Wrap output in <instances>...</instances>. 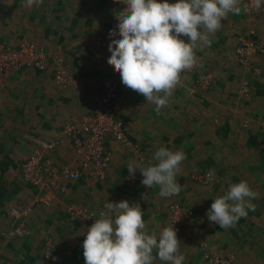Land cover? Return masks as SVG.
<instances>
[{"label": "crops", "instance_id": "crops-1", "mask_svg": "<svg viewBox=\"0 0 264 264\" xmlns=\"http://www.w3.org/2000/svg\"><path fill=\"white\" fill-rule=\"evenodd\" d=\"M116 2L117 0H43L42 4L28 8L23 5V0H0V23L16 20L28 36L45 46L48 45L50 49L62 50L65 55L69 53V56L68 54L65 56L69 75V85L65 88H61L55 82L52 69L45 72L33 68L25 69L4 75L3 82L0 81V142L2 137H6L7 140L13 138L12 129L15 126H19L20 129L19 119L23 114L30 118L29 123L33 127L26 128L24 132L20 129L21 135L26 138L20 142L12 141L8 150L0 147V200L7 203L14 196L11 190H7L4 176L12 172L19 159L29 156L39 140L54 136L62 126H58L62 121H66L73 114L79 115L88 111L86 110L88 107L90 110L101 89L102 80L108 76L119 80L121 84V115L127 122L129 136L136 146L111 144L112 150L122 146L123 149L113 151L114 161L110 162L106 181L83 180L74 184L67 196L54 199L49 208H46V211L51 213L48 217L54 220V230L61 233H56L55 241H52L51 245V248L55 245L56 251V255L53 253V257L57 258L54 264H85L82 247L85 229H81L83 225L77 223L71 227L73 223L65 222V216L61 218V214L68 208L86 206L89 201L96 199L98 194L111 202L121 200H127L130 204L138 202L144 212L143 219L149 234L152 230L158 234L165 222L169 226L167 205L170 197H161L158 186L148 188L143 185V177L139 170L134 176L136 182L130 180L127 168L130 161L145 165L149 161L155 163L154 153L161 146L172 151L182 150L186 154V159L180 165L181 171L176 177L180 184L188 180L193 181L192 173L198 164L213 169L219 165V161L224 163L223 170L226 172L222 177L224 182L238 183L244 177L250 181L252 176L255 181H262L261 178L264 180L263 174L260 177L255 175L261 168L258 165L259 161L264 169V147L261 144L264 131V54L256 56V64L262 68V72L256 75L258 79L256 76L248 77L250 75L243 67L238 68L240 64L236 52L240 35L248 34L252 27L256 28L257 36L264 40V15L253 22L243 12L241 6L239 14L229 13L227 20L223 21L222 28L211 36V46L196 50L200 62L198 73L183 71L168 105L157 114L154 104L121 83L119 73L107 63L111 55L108 47L96 45L94 42L98 30L108 24L111 8ZM168 2L175 3L176 0ZM33 21L39 23L40 27L33 25ZM56 38L66 41V44L72 43L66 47L52 46ZM181 38L185 42L188 40L187 37ZM73 40L77 42L74 43ZM46 42L52 43L51 47ZM203 70L216 78L213 88L203 89L200 86V78L197 77ZM219 70L222 73L218 74ZM241 72L244 73L243 78L249 79L252 83L253 88L248 97L238 94L240 84L236 81ZM193 75L194 81L191 82ZM15 87L21 90L14 92ZM12 96L20 98L23 103L13 101ZM4 151L6 154L3 157ZM54 154L59 162H66L73 157V151L68 145L61 147ZM3 158L6 161H2ZM194 182L197 183L195 180ZM102 183H106L104 184L106 190ZM182 195L191 201L194 192L189 191ZM3 202L0 203V219L6 215L1 207ZM10 208L8 212L10 216H13L14 212H20L11 203ZM58 214L61 220H57L55 215ZM197 232L191 235L177 233L181 241V254L185 256L183 264H197L198 256H201L199 249L194 250L190 247V242ZM222 236L223 234H220L219 237ZM197 237L200 238L198 235ZM12 238L15 240L10 244L20 240L17 237ZM69 238L75 242L71 245L72 250L67 251L65 249ZM223 240L217 239L214 244L220 247L228 243L226 238ZM1 241H4V249L8 241ZM3 249L0 252V264H46V258L35 255L32 248L25 247L22 251L15 249V253L4 251L2 255ZM22 253L25 255L24 261ZM153 255H156L155 250ZM155 264L166 262L157 259Z\"/></svg>", "mask_w": 264, "mask_h": 264}, {"label": "clouds", "instance_id": "clouds-1", "mask_svg": "<svg viewBox=\"0 0 264 264\" xmlns=\"http://www.w3.org/2000/svg\"><path fill=\"white\" fill-rule=\"evenodd\" d=\"M118 2L125 7L115 13L118 24L109 37L118 35L119 39H111L107 63L119 73L124 86L155 105L157 114L168 105L180 74L197 65L196 50L210 47L211 36L222 28L228 14L241 11L240 0ZM42 3L43 0H23L28 8ZM260 7L261 0H255L256 10ZM181 37H187V42ZM185 159L182 150L161 146L154 153L155 163L130 161L127 168L132 178L139 170L142 184L148 188L158 186L159 195L167 198L181 191L176 177ZM257 196L247 181L230 184L208 209L209 222L222 229L233 227L247 216V210H255L251 200ZM143 214L138 202H106L98 218L84 230L85 264H155L157 259L166 264H183L185 256L180 253L177 230L172 225L163 227L158 234L155 230L149 234Z\"/></svg>", "mask_w": 264, "mask_h": 264}, {"label": "built area", "instance_id": "built-area-1", "mask_svg": "<svg viewBox=\"0 0 264 264\" xmlns=\"http://www.w3.org/2000/svg\"><path fill=\"white\" fill-rule=\"evenodd\" d=\"M239 6L253 22L264 15V0H261L258 11L255 8V0H240ZM124 7L125 5L119 2L115 4L110 13L109 25L94 38L96 45L108 47L111 39H119L118 35L110 39L109 33L118 24L115 13L123 10ZM58 52L62 51L49 49L45 45L27 39L16 46L7 44L0 46V72L11 73L30 68L45 72L52 69L55 82L61 88H65L69 85L68 66L64 56L59 55ZM236 52L238 59L243 63H249L251 59L264 54V40L257 36L255 27L250 28L248 34L240 35ZM199 68L198 60L197 65L187 71L192 72ZM249 85V81L245 80L242 84L244 90L241 93L249 92ZM120 92L119 80L110 76L106 77L92 108L73 116L51 138L39 140L30 155L21 163L23 180L35 189L39 202L50 205L54 199L68 193L70 185L81 178L87 182L105 181L112 157L111 144L120 143L136 147L129 136L127 122L121 116ZM261 144L264 147V134ZM65 145L73 151V157L66 162H59L54 153ZM194 178L205 186H211L216 181L211 171L200 172ZM130 180L136 182L132 177ZM105 204L97 209L71 208L72 217L82 222L94 223L99 211L104 210ZM167 212L168 224L173 225L177 233L191 235L195 232V217L191 208L179 200H174L168 204ZM13 214L21 217L24 212ZM30 232L26 221L22 219L17 222L10 234L28 236ZM202 245L204 246L203 257L208 264H239L234 253L222 255L212 249H206L205 244ZM52 257V248L48 246L45 255L46 264H54Z\"/></svg>", "mask_w": 264, "mask_h": 264}, {"label": "rangeland", "instance_id": "rangeland-1", "mask_svg": "<svg viewBox=\"0 0 264 264\" xmlns=\"http://www.w3.org/2000/svg\"><path fill=\"white\" fill-rule=\"evenodd\" d=\"M117 2H118V0H117ZM115 4L111 8V11L115 7ZM111 11H110V13H111ZM243 15H244V13H243ZM109 20H110V17H109ZM11 23H12V25H11ZM32 23H33V25L40 27L39 23L34 22V21ZM108 25H109V22L105 27H107ZM18 26H19V24L16 20H14V22L8 21V22L0 23V46L6 45V44L16 46V45H18V43H20L24 39L33 40L36 43L43 45V43L39 42L37 39L30 37L26 33H24V31L22 29L23 27L19 26V28H18ZM105 27H103V28H105ZM103 28L98 30L96 35ZM73 42L76 43L77 40H73ZM89 42H91V39ZM94 42L97 44V42L95 40H94ZM71 43L72 42H69L66 44V41L63 42V40H60V38H58V39L56 38L55 41L53 42V45H52V43H50V44L47 43V44H49V46L52 45L55 47L58 45L64 47V45H65V47H66L67 45H70ZM47 47H48V45H47ZM55 51H57V50H55ZM58 53H59V55L62 54L65 59H67L66 57L69 56L68 52H67L68 55L66 54L67 56L63 53V51L58 52ZM230 58H232V57H230ZM237 60L240 64V66H238L237 64L236 65L238 66L239 69H241L243 67L244 71L247 72L248 75H250L248 77H255L260 71H262V68L258 67L256 64V57L251 59V62H249V63H243L239 59H237ZM23 70H25V69H23ZM23 70H21V71H23ZM21 71H19V72H21ZM197 71H199V70H197ZM242 72L240 75H238L239 78L238 79L236 78L237 81L234 80V81L238 82V84H240V88H239L240 92L242 90H244V88H242L243 82L245 80L249 81V79L243 78L244 73L242 74ZM11 73H16V72H11ZM217 73L219 74L222 72L219 70V71H217ZM8 74H10V73H6V72L1 73L0 72V81H2V78L4 75H8ZM214 74H216V73H214ZM218 74H216V75H218ZM233 75L237 77V75H235V74H233ZM111 76H114V75H111ZM210 76H211V78H210ZM245 76H247V75H245ZM192 77H191V79H192L191 82L194 81V75ZM196 77L197 76H195V78ZM7 78L8 77H6V79ZM198 78H200L199 84H200V86L203 87V89H209L211 87L213 88V85H214L215 80H216V78L215 77L213 78L212 75L209 74L206 70H203L202 72H200L197 79ZM104 79L101 82L102 84H103ZM249 83H250V81H249ZM20 90L21 89H19L18 87H15L14 92H19ZM247 93L248 92L243 91L242 96L247 97L248 96ZM11 99L15 102L23 103V100H20V98H18L16 96H12ZM88 108L86 110L89 111ZM75 115H78V114L71 115L66 121L65 120L62 121V123H60L58 126L64 125L68 120H70ZM194 120H197V119H194ZM19 121L21 122V124H20L21 131L24 132V131H26V128H30V126H31V124L29 123L30 118H28L24 114L19 119ZM19 121L17 123H19ZM31 128H33V127L31 126ZM20 129H19V126H15L12 129V131H13L12 135H11V136H13L12 139L7 140L6 137H2V140L0 142V147L6 148V150H8L9 145L12 141L15 140L14 142H16V141L20 142L23 138H26V136L21 135V132L19 131ZM259 131L261 133V129H259ZM33 134H34V132H33ZM263 134H264V131H263ZM263 134H262V136H263ZM120 148L123 149V146L119 147L118 149L116 148V149L112 150V153H113V151H119ZM262 149L263 148H261V150ZM30 150H29V152H30ZM5 154H6V151L3 152V157ZM26 157H27V155H26ZM26 157L19 159L18 162L16 163V165L13 166L12 172L10 174H6V176H4V180H5L4 183H7L6 184L7 190L8 189L11 190L14 196L12 197L11 201H9L7 203L0 200V203L3 202V205H1V207H3L2 211H5V213H6V215L3 217V219H0V222H1V224H0V241H1L3 236L6 237V238L3 237L4 240L8 241V242H6L7 244H6L4 249H3V246H4L3 242L4 241H1L2 243L0 242L1 243L0 244V252L3 249V252H2V255H3L4 251H7L9 253H15V251H16L15 249L22 251L25 249L24 243H28L29 245H31L33 252L36 253L35 255H39V256L41 255V256L45 257L47 247L51 246L53 244L52 243L53 239L55 241L54 237H56L57 231L54 230L55 229V224L53 223L54 220L51 219L50 217H48L51 215L50 211L44 210V205L38 202L37 192L35 191V189L32 188L31 186L27 185L23 180L22 172L20 169V164L22 163V160H24ZM2 161H5V158H3ZM111 161H114L113 155H112ZM244 161H246V159ZM249 161H251V160H249ZM200 165L201 164H198V166L200 168L197 166L195 172L192 173L193 174V178H192L193 181L188 180L184 184L179 183L181 186V191L179 192V194L171 196L168 199V204L171 201L179 200L184 205L188 204L189 206L187 205V207L194 210L193 211L194 217H195L194 230L198 231L197 235L200 237L199 238L200 240L198 239L197 235L196 236L194 235V237L192 238V241L190 242L191 243L190 247L194 248V250L199 249V253L201 256H198V254L195 253V255L198 256L196 263L197 264H208L207 261L205 260V258L203 257L204 246L202 244H205L206 249H212L215 252L222 254V255L234 253L237 256V262L239 264H264V236L262 238H258L259 237L258 233H260L259 228L264 229V180H263V178H261V180L263 182L262 181H255L253 176H252L250 181H248V179L245 177L243 178L244 181H247L250 188L258 194L257 198L251 200V203L254 204L255 206L258 205V207L261 209V210H258L259 216H256V218H253L252 217V210H250L251 219H249L251 221H253L255 219V227L252 226V224H251L252 222H249L247 220L244 222H241V223L238 222L237 223V225L239 227L238 235H240V239L236 238L234 235H232L233 233H231L228 229H224L223 231L221 230L219 233L214 235L215 233L213 232L214 231L213 227H214L215 223L209 222L206 213H207L208 209H210L211 204L213 203V200L215 198H217V196H220L221 194L223 195L224 192L227 190L228 186L232 183L222 181V177L226 172H224V170H223L224 169V167H223L224 163H221V161H219V165H217L216 168H213V169L203 167V165H201V166ZM258 165L261 168H260V170L255 172V175L260 177L263 174V176H264L263 165L260 161L258 162ZM204 171H211L214 173V175L216 177V181L213 183V185L205 186L194 178L198 173L204 172ZM179 178H180V176H179ZM194 180L197 181V183L194 182ZM102 182H104V181H102ZM120 182H121V180H120ZM8 183L10 186H8ZM106 183H102V186H104L105 190L107 189V187L104 185ZM233 183H237V182H233ZM24 191H26V192H24ZM100 191H101V189H100ZM189 191L194 192V195L191 198V201H189V199H187L185 196L182 195L185 192L188 193ZM22 197H24L25 199L21 200ZM31 200H32V203H31ZM106 202H111V201L105 200L104 197L101 198V195L98 194L96 199H93V201H89L85 207L87 209H97L98 207H101ZM10 203L13 204L14 208H17L20 210L19 213L24 212V214H22V217H23L24 221H26L27 228H29L31 231L30 232L31 234H29L28 236L19 237L20 240L16 241L17 243H14V244H10L11 241L14 242V240H15V238H12V237H15V235L13 236V234H10V232L12 231L13 228H11V229L8 228L11 226L10 224L13 223L11 220L13 218V216H10L8 213L11 210ZM164 203H165V201H164ZM164 205L165 204H163V206ZM26 206H29V207L27 208ZM167 207H168V205H167ZM29 211H30V213H28ZM248 212H249V210H247V214H248ZM14 216H17V215H14ZM55 216H56L57 220H61V219H59V214L55 215ZM65 216H66V213H65ZM67 220H69V218ZM13 221H14V219H13ZM81 223H82L83 227H80V228L81 229L84 228L86 230V228L91 226V224L93 222H81ZM69 224H72V225H70L71 227L76 225V223L74 221H70ZM161 225H162V223H161ZM165 226H167L166 222L164 223L163 227H165ZM67 231H69V228L67 229ZM220 234H223V236L221 238L219 237ZM9 236L11 237V239L9 238ZM71 236H72V234H71ZM225 238L228 241V243H226L225 245H221L219 247L218 245L214 244L217 239L223 240ZM25 241H27V242H25ZM74 242L75 241L72 238H69V243L66 245L67 248L65 250H67V251L72 250L71 245L72 244L74 245ZM244 243H246V244L248 243L247 246H244ZM212 244H214V245H212ZM211 245L214 246L215 248H218V250L214 249ZM12 247H14V248L12 249ZM181 252H182V250L180 249V253Z\"/></svg>", "mask_w": 264, "mask_h": 264}, {"label": "trees", "instance_id": "trees-1", "mask_svg": "<svg viewBox=\"0 0 264 264\" xmlns=\"http://www.w3.org/2000/svg\"><path fill=\"white\" fill-rule=\"evenodd\" d=\"M199 70V69H198ZM194 72H196V73H198V71L197 70H195ZM255 78H258V76H256ZM259 79V78H258ZM250 90H249V92L247 93V95L249 96V95H251V91H252V83L250 82ZM238 94L241 96L242 95V93L238 90ZM247 96V97H248ZM122 114V113H121ZM122 116V115H121ZM123 117V116H122ZM264 152V151H263ZM6 161V160H5ZM4 168H6V166L4 167ZM86 181L84 178H81L80 180H78V181H76V182H74V183H72L71 185H70V188H71V186L72 185H74V184H77V183H80L81 181ZM91 182V181H90ZM67 194L68 193H66L65 195H63V196H61L60 198H62V197H64V196H67ZM39 202V201H38ZM39 203H41V204H43L44 205V210H46V207L47 208H49V206L50 205H47V204H45L44 202H39ZM81 208H86L85 207V205H83V206H81V207H75V208H72V209H75V210H77V209H81ZM258 210H261L259 207H258V205H256L255 206V210H252V217L253 218H256V216H259V211ZM65 213H66V216H65ZM250 210H249V212H248V214H247V216L246 217H242V218H240L237 222H236V224L233 226V227H231V228H228V230L231 232V233H233L232 235H234L236 238H239L240 239V236L238 235V231H239V229H238V225H237V223L239 222V223H241V222H244V221H249V222H252L251 224H252V226H254L255 227V219L253 220V221H251V220H249V219H251V216H250ZM65 216V219L64 220H66L65 222H67V223H69L70 221H74L75 223H79V224H82L81 222L82 221H80L79 219H76V218H73L72 217V214H71V208H68V209H65V211H63V213L61 214V218L62 217H64ZM69 218V220H67ZM13 219H14V221H13ZM23 219V217L21 216V217H18V216H14L13 215V218L11 219L12 220V222L13 223H11L10 225V227H8V228H15L16 227V224H17V222H19V221H21ZM24 220V219H23ZM254 222V223H253ZM213 232L214 233H216L218 230H224V229H222V228H220L219 227V225L218 224H215L214 225V228H213ZM259 232L260 233H258V235H259V237L258 238H262L263 236H264V229L263 228H259ZM57 234H61L60 232H57ZM3 235V234H2ZM3 237H5V236H3ZM2 237V239L1 240H4V238ZM15 237H17V238H19V237H26V236H18V235H15ZM6 238V237H5ZM9 238H10V236H9ZM53 242H54V240H52ZM25 242H27V241H25ZM248 244V243H247ZM247 244L246 243H244V246H247ZM24 246L27 248V249H31V247L27 244V243H24ZM54 247H55V245H54ZM54 247L52 248V253H55V255H56V251H55V249H54ZM29 256H30V254H29ZM32 256V255H31ZM22 257H23V261H24V258H25V255H24V253H22ZM34 257V256H33Z\"/></svg>", "mask_w": 264, "mask_h": 264}]
</instances>
